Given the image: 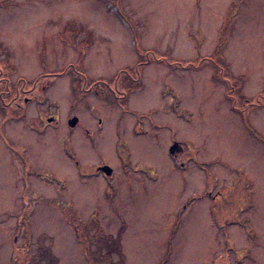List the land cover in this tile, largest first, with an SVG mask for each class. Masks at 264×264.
Wrapping results in <instances>:
<instances>
[{"label": "rangeland", "instance_id": "obj_1", "mask_svg": "<svg viewBox=\"0 0 264 264\" xmlns=\"http://www.w3.org/2000/svg\"><path fill=\"white\" fill-rule=\"evenodd\" d=\"M0 78V264H264V0H0Z\"/></svg>", "mask_w": 264, "mask_h": 264}, {"label": "flooded vegetation", "instance_id": "obj_2", "mask_svg": "<svg viewBox=\"0 0 264 264\" xmlns=\"http://www.w3.org/2000/svg\"><path fill=\"white\" fill-rule=\"evenodd\" d=\"M21 79H24V77H21ZM39 79V78H38ZM1 80H5L4 83L5 85L3 86ZM19 80V81H20ZM19 81H17L15 84V86H13L11 83V80L9 78H3L1 79L0 78V94H1V98L4 100V98L6 97L10 103H15V106L20 108L19 110V115L20 116H24V109H25V106H26V103L30 100H33V98H35V96L33 95V92L37 89V82L32 86V88H28V89H25V88H22L20 89V84H19ZM141 84V82L139 81V85ZM50 85H46V87H48ZM44 87V86H42ZM43 88V89H45ZM108 88H109V85H108ZM128 88V87H127ZM89 89V88H88ZM133 88H130L128 90H126L125 92H123L122 94L124 95V97H127L130 93V91H132ZM112 91H114L115 93H117V90L116 89H113ZM25 92V93H24ZM77 117V116H76ZM50 118H53L55 119L53 116H48L46 119L48 120V122H50ZM78 118V117H77ZM72 127V126H71ZM182 152V148L180 147V145L178 146V151H175V153H171L172 155H177L178 153ZM108 164H104L103 166H106ZM103 166H98L97 167V171L102 173V174H105L106 176L110 177L112 176L113 174V171H112V174L108 175L106 174L105 171H103L101 169V167ZM110 166V165H109ZM111 167V166H110ZM112 168V167H111ZM113 170V168H112ZM84 173V172H83ZM85 174V173H84Z\"/></svg>", "mask_w": 264, "mask_h": 264}, {"label": "water", "instance_id": "obj_3", "mask_svg": "<svg viewBox=\"0 0 264 264\" xmlns=\"http://www.w3.org/2000/svg\"><path fill=\"white\" fill-rule=\"evenodd\" d=\"M53 118H50V120H52ZM77 121H78V118L75 116L74 118H72V119H70L69 120V124H70V126H75L76 125V123H77ZM178 146H179V144L178 143H175L171 148H170V152L173 154V153H175V151H178ZM101 169L103 170V171H105L106 172V174H108V175H110V174H112V168L109 166V165H106V166H103V167H101Z\"/></svg>", "mask_w": 264, "mask_h": 264}, {"label": "trees", "instance_id": "obj_4", "mask_svg": "<svg viewBox=\"0 0 264 264\" xmlns=\"http://www.w3.org/2000/svg\"><path fill=\"white\" fill-rule=\"evenodd\" d=\"M248 124H249V123H248ZM123 152H124V151H123ZM215 200H216V201L218 200L217 197H216ZM60 205H61V204H60ZM61 206H62V205H61ZM66 208H70V209H71V210H70V209H67L68 214H69L70 212H72V215H73L74 217L79 216L77 210H75L73 207H71V205H70L69 203H67Z\"/></svg>", "mask_w": 264, "mask_h": 264}]
</instances>
